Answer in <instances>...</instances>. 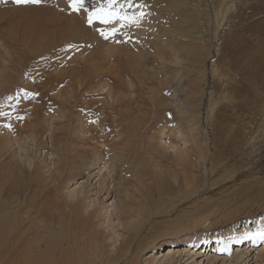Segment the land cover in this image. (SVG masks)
I'll use <instances>...</instances> for the list:
<instances>
[{"label": "rangeland", "instance_id": "1", "mask_svg": "<svg viewBox=\"0 0 264 264\" xmlns=\"http://www.w3.org/2000/svg\"><path fill=\"white\" fill-rule=\"evenodd\" d=\"M3 2L7 0H0V4ZM103 3L105 0H85V6H91L87 8L89 11ZM120 3H124V0H119L116 5L121 14L138 17L141 12L144 13L139 23L122 25L113 22L96 26L94 22L98 34L94 43H90L101 46L98 47L101 48L99 55L93 56L104 57L106 45L121 42L124 38L125 43L122 44L129 50L128 55L141 56L137 72L145 87L138 83L140 97L137 103H140V107L134 106L130 110L123 122L124 127L111 123L107 128L111 133L110 138L115 135V148L125 147L133 154L130 153L128 168L123 170V183L133 195L129 204L134 215L140 217L133 215L136 225L143 223L134 246L140 245L139 241L143 243L153 238V235L157 234V237L163 233L171 221H191L184 228L188 232L176 239H164L154 248L147 249L138 263L200 264L198 261L201 257H198L197 252L203 258L217 256L216 262L211 258L212 264H219L222 257L232 256L234 252L240 258L236 257L233 264H244L245 258L251 264L253 259L250 258L259 251V258L263 259L264 240L243 239L245 230L231 237L228 247L224 246L223 239L215 236L228 226L238 228L244 224L250 227L253 221H264V0H133V7L125 5L124 9L119 8ZM57 9L62 11L64 8ZM82 14L87 23L86 11ZM16 19L18 16L14 12L0 18V41L11 39L8 33ZM63 24L60 21L59 26ZM112 28L117 29L116 33L108 35L107 39L104 36L102 38L100 31L108 33ZM18 37L14 39L20 45L15 49L19 56V60H15L16 66L4 62L7 66L5 71L0 62V112L5 113L0 115V230L3 229L6 234L0 231V243L6 240L7 234L15 233L18 228L25 229L27 231L23 239L27 243L31 242L26 244L28 248L24 252L29 259L27 264H33L35 259L36 262L40 260L35 264L48 260L50 263L53 247L57 243L52 242L53 239L48 242V236L53 233V227L59 219L56 209H59L60 195L65 197L69 191L77 190L87 179L93 191L88 192L85 203L93 199L99 205H96L98 210L104 205L108 211L116 198L115 194L98 198L95 189L99 180L103 182L105 178L106 182L111 181V174L116 180L119 169L118 164H115L111 172L107 163H96L95 160L82 164L85 163L81 162L84 151L77 148L80 144L74 134L75 131L83 133L81 127L84 124L72 116L74 107L66 93V78H61L59 83L54 79L57 68L64 70L71 55L79 51L86 54V49L91 46L89 41L74 36L49 41L51 37L47 36L46 40L44 37L39 40L38 46L34 48L36 52H30L19 43ZM98 38L110 42L107 44L108 41L102 42ZM19 62L24 65H17ZM147 67H150L149 70ZM47 69L54 72L47 74ZM64 88L61 94L64 97L59 98V90ZM173 94L172 102L179 106L177 112L169 104L162 103L165 96ZM78 105L80 110H85V105ZM165 117H169L170 121L165 123ZM138 118L140 123L145 124H136L135 119ZM27 121L31 127H21ZM12 122L18 124L13 126ZM177 125L183 132L197 126L194 140L185 132L180 133ZM52 130L54 135L51 134ZM51 137H54V141ZM14 138L19 143L12 142ZM157 143L163 149L157 151ZM87 144L92 146L93 141ZM99 147L104 148V144H99ZM51 148L64 150L61 151L64 163L58 160L59 156ZM105 150L107 158L115 154L111 147ZM178 150L189 152L195 161L199 152L206 153L204 171L197 164L190 171L192 175L190 172L177 171L168 163L165 152L177 154ZM13 152H16V156ZM157 161L158 167L155 166ZM44 169H47L48 174ZM49 170L52 172L49 173ZM197 174H204L206 178L200 180L196 178ZM38 178L41 180L38 181ZM137 179L143 180L144 186ZM183 180L189 184H182ZM42 181L45 186L41 184ZM165 210L169 212L164 214ZM105 221L102 216L101 222ZM15 222L20 227L15 226ZM103 225L106 226V223ZM64 233L58 241L61 246L68 241L69 234L66 231ZM33 236L38 240H34ZM34 241L40 244V251L47 247L51 252L49 256L47 249L43 252L37 250ZM25 242L20 240V248ZM50 243L53 244L49 249ZM32 250L34 252H30ZM150 257L154 259L148 263Z\"/></svg>", "mask_w": 264, "mask_h": 264}, {"label": "bare ground", "instance_id": "2", "mask_svg": "<svg viewBox=\"0 0 264 264\" xmlns=\"http://www.w3.org/2000/svg\"><path fill=\"white\" fill-rule=\"evenodd\" d=\"M67 4H69V0H41L40 3H25V4H17V3H15V0H7V2H5V3L3 2V4L1 3L0 4V18H2L4 16V14H5V16H7V14L9 12H14L18 16V19H16V21L10 27L11 28L9 30L10 33H8V35L11 36V39H8L7 41H2L3 40L2 39L0 41L1 68H2V70H5L7 68L6 63H4V62L12 63L13 67L16 66L17 62H15V60H19V56L16 55L15 49H17L19 44L15 43L17 41L14 42V39H16L18 36H20V39H18L19 43H21V45H23L26 48V50H28L30 52L35 51L34 48L36 46H38L39 40L42 37L45 38L47 36L51 37V38H48L49 41H53L55 38L60 41V40L65 39L66 37L70 38L71 36H74L75 38H78L81 40H85L86 42L89 41L88 43L91 44V46H89V47L90 48L92 46L93 47L91 49L88 47L86 49L87 52H85L86 54H83L79 51V53H77L75 55H71V57L68 58V60L66 62V67L64 70L57 68V71L55 72L54 79L57 80V83H59L62 81L61 78H63V79L66 78V80L68 82L67 87H66L68 90L66 89V93H68L69 102L71 101V104L74 107V109L72 111V116H75L76 120L78 119V120H80L81 124H82V122L84 124L83 127H81L84 134L81 132L78 133L77 131H75L76 134H74V135H77V139H75V140H77V143L79 142V144H80L79 147H77V148L79 150L84 151L82 154L83 157H82L81 162H85V163H82V164H86L87 162H89L91 160H95L96 163H101V164L107 163L111 172H113V170H114V165L118 164L117 168L119 169V174H118L117 179L115 180L114 175L111 174V176H110L111 181L106 182L105 178L103 179V182H101V180H99L98 185L95 189V195L98 198L103 196V195H104V197H107L110 194L111 195L115 194L116 198L114 197L115 199L110 204V206H109L110 209L108 211L106 210L107 207L106 208L103 207L104 205L101 207L102 210L101 209L98 210L97 206H99V205H97L93 199L92 200L90 199L91 201H88L85 203V199H88V197H89L88 192L93 191L92 188L89 187L90 186L89 181L86 179V181H84V183L81 184L77 190L69 191L68 194L65 195V197H64V195H60L59 199L57 198L59 200V204L57 205L59 207V209L58 210L56 209V211L58 212L57 215H58L59 219L55 223L56 226L53 227L54 228L53 233L51 232L53 235L50 234V236H48L49 240L46 238L48 240V242L53 239L52 242L57 243V245L56 244L54 245L52 253L49 252L47 247L42 249V251H40V249H41L40 244H38V243L36 244L35 241H34V243L37 245V247H38L37 250H39L40 252L48 250L47 251L48 253L46 252L48 254V256H49V253L52 254L51 262L50 263L48 262L49 258L47 259L48 261L45 260L46 259L45 258L44 260L47 261L48 263L42 262L43 264H46V263L47 264H64V263H66V264H139L138 262H139L140 257L143 255V253L147 249L154 248L156 245H158V243L160 241H162L164 239H176V238H179V236H181L184 232H188L184 228L187 225L191 224V221L186 220V221H183L181 223H176L174 221H171L167 224V229L163 233L159 234L157 237L155 236L157 234L153 235V238L150 237V239L148 241H144L145 243L144 242L140 243L142 241H139L140 245L137 244L138 245L137 247L134 246L136 238L139 236L141 229L143 227V225H141V224H143V223L141 222V224H140L138 222V225L140 224V226L136 225L137 222L135 220H136V218H140V217L138 215L137 216L134 215L135 213L129 204L130 199H132L133 195L130 193L127 186H125V184L123 183V180L125 181V176L123 174V170H126V168H128V163H130L129 158H130L131 152L129 150H127L125 147H122L121 149L118 147L115 148V146H116L115 141H114L115 135L112 138H110L111 133H110V130L107 128H108V125L111 123H115L116 126L124 127L123 122L125 123L126 117L130 114V110L134 106L140 107L139 106L140 103H137L138 98L140 97V93H138V91H139L138 90L139 89L138 83L142 84V82H141V79L138 75L137 68L140 65L139 63L141 61L140 60L141 56L139 54H135V56L134 55L133 56L128 55L129 50L127 51V49H125L126 48L125 44H122L123 42L125 43L124 38L121 42L116 40L117 42H119L116 45H115V43H117V42L113 43L114 41L113 42L111 41L113 43V45H106V48H104L103 47L104 45H102V42H104L106 39L104 41H102L101 38H98V39H101V41H102V42L100 41L101 42L100 45H102V47L107 52L105 53L106 55L104 57H98V56L94 57L95 55H97L99 53L98 52V51H100L99 49H101V48H98L101 46L97 47V46H94V44L92 45V43H94L93 40L97 39L96 34H98V32L96 31V29H97L96 26L100 25V22L96 21V23H95L96 26H95V24L88 25L86 23V19L84 18L85 16L82 14L85 11L82 9L79 12H75L72 10L70 4L69 5H67ZM12 5H15V6H12ZM57 7H63L64 9L62 11L61 10L59 11L57 9ZM88 7H91V6L90 5L85 6V8H88ZM60 21L64 22V24L61 26H59ZM14 27H16V28L12 29ZM6 29H4V30H6ZM45 32H49V33L46 34ZM44 38H43V40H44ZM102 38H103V36H102ZM45 40H46V38H45ZM91 41H92V43H90ZM106 41H108V40H106ZM109 42L110 41H108L107 44ZM96 43L98 44V42H96ZM126 43H127V40H126ZM49 44H51V43H49ZM47 47H48V45H47ZM84 51H85V49H84ZM76 52H78V50ZM137 55H139V56H137ZM101 56H102V54H101ZM174 56H175V54H174ZM13 62H15V63H13ZM46 62H48V61H46ZM17 65H24V63H22V64L20 63ZM39 65H42V64H39ZM147 68L149 70L150 67H147ZM53 70H55V69H53ZM150 71H152V70H150ZM53 72H51L48 69L46 71L47 74H50ZM156 72H157V70H156ZM156 75H159V74H156ZM59 78H60V80H59ZM4 81H5V79H4ZM142 85H144V87H145L144 82ZM55 86H56V84H55ZM162 86L164 87L163 83H162ZM142 88H143V86H142ZM62 90L64 91L65 88L59 90L60 91L59 92V95H60L59 98L64 97V95H61ZM146 91H147V89H146ZM153 92H152V94H153ZM155 93H158V92H155ZM149 94H151V93H149ZM173 100H174V94L171 95L170 97L165 96L162 103L164 105L169 104L177 112V110L179 111V106H178V104H175L174 102H172ZM169 102H171L172 105ZM78 104L85 105L86 106L85 110H80ZM138 107H137V109H138ZM137 109H136V111H137ZM162 111H164V110H162ZM94 112L95 113L97 112L98 114L96 113L97 115H95V114H93ZM113 114L115 115V117ZM72 118H74V117H72ZM133 119H134V117L132 118V120ZM137 120H138V122H137ZM137 120L135 119L136 124H145L144 122L140 123V121H141L140 118H138ZM167 121H170L169 117L164 118V122L166 123ZM14 122H12L13 126L17 125L19 121L17 122V124ZM28 124H29V122L25 123L21 127L24 128L27 126L28 128H30L31 125H28ZM134 127H136V126H134ZM18 128H20L19 125H18ZM71 128H72V126H71ZM177 129L180 133L185 132V131L184 132L182 131V129L179 125H177ZM195 129H197V126H192V127H189V129L185 132L193 140H194V136L196 135ZM53 131L54 130H52L51 134L54 135ZM8 133H10V132H8ZM81 134H83V135H81ZM126 135H127V133H126ZM13 136L14 135L12 134V137ZM19 136H20V134H19ZM19 136H17V138ZM72 137H73V135H72ZM85 137H87V138H85ZM17 138H16V140L14 138L12 140V142L18 141ZM53 138H52V140L54 141ZM21 139H22V136H21ZM88 141H90V142L93 141V145L91 146V145L87 144ZM18 143H19V141H18ZM18 143H15V144H18ZM99 144H104V148H100ZM156 145H157V148H156L157 151L159 149H163L161 144L157 143ZM107 147H111L112 151L115 152V154H111L108 158L106 157V154H105L106 153L105 148H107ZM74 148H76V146ZM60 149L58 151L54 148L52 149V152L59 156L58 157L59 159L57 158L59 161L62 159L61 158L62 157L61 156L62 150L60 151ZM201 149H203V148H201ZM11 151H13V150H11ZM15 151H16V149H15ZM255 151H256V149H255ZM15 153H14V156H16ZM46 153L48 154V152H46ZM42 154H43V152H42ZM50 154L52 155V153H50ZM131 155H133V154L131 153ZM18 157H19V155H18ZM77 157L78 156H76V158ZM165 157L168 160V163L170 165H173L177 171H179V172L183 171L186 174H187V172H190L191 169H193V167H195L196 164H197V167H201V169H203V171H204L205 164L207 162V159H206L207 154L202 152V151L197 154V156H196L197 160L196 161L192 159V156L189 152H183L181 150H178L177 154L165 152ZM39 161H41V160H39ZM43 162H42V165H44V166H42V165L41 166L45 168L46 166ZM61 164H59V165L61 166ZM157 164L155 165L156 167L159 166V161H157ZM124 166H126V167H124ZM177 167H181V168L177 169ZM210 167H211V165H210ZM53 168H54V166H53ZM59 169L61 170V167ZM40 170H42V169H40ZM46 170L44 169V171H46ZM210 170H211V168H210ZM51 172H52V170H51ZM51 172L49 170V173H51ZM53 173H54V171H53ZM192 173L190 172L191 175H192ZM38 174L39 173H37V175ZM47 174H48V172H47ZM35 175H36V173H35ZM56 176H57V174H56ZM58 176H60V175H58ZM182 176H184V174ZM195 177H196V175H195ZM39 178H41V176ZM39 178H38V181L41 180ZM53 178H54V176H53ZM196 178H199L200 180H204L206 178V176L204 174H200V175L197 174ZM44 179L43 180L46 181V178H44ZM183 179H185V178H183ZM188 179L189 178H187V180ZM187 180H183L182 184L183 183L189 184V182H188L189 180L188 181ZM44 181H42V183H41L42 185H43ZM52 181H54V180H52ZM136 181L143 184V180L137 179ZM46 182H48V180ZM55 182H54V184H55ZM50 183H51V181H50ZM110 185H111V187H110ZM41 186L39 188H42ZM43 186H45V185H43ZM108 186H109V188H108ZM143 186H144V184H143ZM40 193H43V191H41ZM148 193L149 192H147V194ZM52 197H54L53 199L56 198L55 196H52ZM103 199L101 201L102 203L104 201ZM103 209H104V211H103ZM168 212H169V210H165L164 214H167ZM25 213H26V211H25ZM133 215L136 218H134ZM19 216H21V214ZM102 216L106 219V221H105L106 226L103 225L105 223L101 222ZM9 218H10V216H9ZM27 218H28V216H27ZM139 220L141 221V219H139ZM38 222H40V221H38ZM20 223L17 222V224H20ZM22 224H23V222L21 223V225ZM39 225H41V223ZM15 226L20 227V225H16V222H15ZM103 226L105 228H103ZM134 226H136L137 228H133ZM36 227H38L37 224H36ZM41 227H43V226H41ZM261 228H264V221H253V225H251L250 227L247 225H244V224H241V226L238 228H235V227L230 228V226H228L227 228H224L221 231H219L217 233V236H215V235L214 236L216 238H219L220 240L223 239L222 241H223V244H225L224 246L228 247L230 245L231 237L237 236V234L239 232L245 230L244 233H250L251 231H252V233H256ZM1 230L4 233L3 235L6 236L3 229H1ZM8 230L11 231V228H8ZM118 230H120V232ZM5 231L7 232V230H5ZM26 231H25V229L18 228L15 231V233L11 232V233L7 234L8 236H7L6 240L4 242L0 243V264H27L29 262L28 261L29 259L26 258L27 256L24 255L25 248L28 246L26 244L31 243V242L27 243L23 239L25 236L24 232H26ZM64 231H66V233L69 234V235H67L68 238L66 236H64L65 238H67L68 241L65 242L64 246H61V244H58V241L61 238V235L65 234ZM28 233H30V231ZM28 233H26V234H28ZM146 234H147V232H146ZM119 236H120V238H119ZM37 237L38 236H36V238ZM148 238H146V239H148ZM140 239H143V238H140ZM20 240L25 242V245H23L24 244L23 243L22 244L23 246H21V248L19 245ZM34 240H38V238L35 239V237H34ZM257 240H259V239H257ZM0 241H1V239H0ZM32 241H33V239H32ZM202 241H204V240H202ZM238 241H240V240H238ZM61 242H63V241H61ZM52 244L49 246V249H50V247H52ZM204 244L207 246V240H205ZM44 245H47V244H44ZM43 247H45V246H43ZM45 249H47V250H45ZM261 249L262 248H260V250ZM64 250L66 252H64ZM30 252H34V250H32ZM259 252H257V253L259 254ZM197 253L199 255L198 257H201L198 261L200 264H212L213 259H215V262H216L217 256L213 257L211 255V257L207 256L206 258L205 257L203 258L202 255L200 254V252H197ZM258 254L254 253V255L250 258V259H253L251 264L264 263V258L263 259L259 258L260 254L259 255ZM262 256L264 257V255H262ZM31 257H33V256H31ZM40 257H41V255H40ZM64 257H66V262L64 261L65 260ZM238 257L240 258L239 254L234 252L232 256H227V257L224 256V257H222L221 261L220 262L218 261V262H219V264H233V260H235V258L238 259ZM33 258H35V257H33ZM42 258L43 257H41V259ZM211 258H212V260H211ZM241 258H243V257H241ZM153 259H154L153 257H150V259H148V263L153 261ZM37 260H39V259L37 258ZM204 260H206V262H204ZM243 260L244 259H242V261ZM39 261L36 262V259H35V261H32V263L35 264V262L38 263ZM240 262H241V260H240ZM42 263L40 262L39 264H42ZM162 264H169V263H162ZM244 264H249V259L246 260V258H245Z\"/></svg>", "mask_w": 264, "mask_h": 264}, {"label": "snow or ice", "instance_id": "3", "mask_svg": "<svg viewBox=\"0 0 264 264\" xmlns=\"http://www.w3.org/2000/svg\"><path fill=\"white\" fill-rule=\"evenodd\" d=\"M41 0H15L17 4L25 3H40ZM119 0H105V3L100 4L98 7H93L91 11L85 8V0H69V4L73 11L79 12L82 9L87 12V23L92 25L94 22L99 21L104 25H110L113 22L122 23V25H127L131 23H139V20L143 17L144 13H140L137 16H128L126 13L121 14L120 10L116 8ZM125 5L128 8L133 7V0H124V3H120L119 8L124 9ZM116 28L110 29L108 33L103 30L100 31V35L104 36L106 39L108 35H114ZM0 115H5V113L0 112ZM243 239H259L264 240V228L259 229L256 233H245L242 237ZM220 251H225V249H220Z\"/></svg>", "mask_w": 264, "mask_h": 264}]
</instances>
